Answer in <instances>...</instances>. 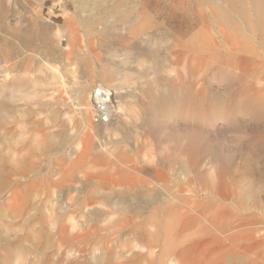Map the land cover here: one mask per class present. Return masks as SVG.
<instances>
[{
	"label": "rangeland",
	"instance_id": "rangeland-1",
	"mask_svg": "<svg viewBox=\"0 0 264 264\" xmlns=\"http://www.w3.org/2000/svg\"><path fill=\"white\" fill-rule=\"evenodd\" d=\"M174 2L0 0V264H264V0H206L187 18ZM191 72L210 95L253 94L195 116ZM95 84L111 90L109 125L92 118ZM147 117L232 158L190 169Z\"/></svg>",
	"mask_w": 264,
	"mask_h": 264
},
{
	"label": "bare ground",
	"instance_id": "bare-ground-1",
	"mask_svg": "<svg viewBox=\"0 0 264 264\" xmlns=\"http://www.w3.org/2000/svg\"><path fill=\"white\" fill-rule=\"evenodd\" d=\"M205 1L206 0H175V2L173 3V10L175 13L179 14L183 18L190 17L191 15H194V14L198 15V13L202 10V7L206 4ZM140 14H142V12H140ZM196 35H197V40H198V41H196V44L199 43L200 47H198V48H202L203 47L202 43H203L204 37H205L202 34V30H199ZM222 35H225V34L223 33ZM214 46H217V45L214 44ZM218 58L221 60V57H218ZM223 58L227 60L226 61V63H227L228 59L225 57H223ZM223 64H224V62H223ZM217 72H226L225 74H226V78L228 79V81H231L233 83H238V78L235 77L233 75V73L226 71V69H218ZM194 74L195 73L191 72L188 80L186 81L187 82L186 92L192 94V104L188 108V110H189V112H191V114H193L195 116H198L199 113H206V112H208V114L210 115L211 111L214 112L215 110H217L219 108L221 109V108L225 107L226 105L229 109H233L234 111L237 112L238 110L241 109L240 101L238 102V105L235 106V105H231L230 101L225 99V98L226 97L235 98V97H239L240 95L243 96V95H247V94H253V91L251 92L250 89L248 90L249 87H247V89H241L239 91V95L237 93L238 91L232 90L230 88L225 89L224 90L225 93H223V94L210 95L209 94V85L206 84L207 82H205L206 77H202V80L205 83L203 82V85L199 89L194 88V83H195V79L193 78ZM111 75H112L111 72L102 73L101 78L104 80H107V79L111 78ZM160 76H161V74H160ZM170 87L168 89L167 97H170L171 99H173L175 97L176 92L181 93L182 90H184V88H182V87H181L182 90L178 87H176V88H174L172 86H170ZM257 91H259V89H257ZM146 92H147V95L150 96V100L153 99L154 102H155V99H156V102H158L160 100H163V98H165V97H163L161 92H159V90H157L156 93H152V91H146ZM153 92H155V91H153ZM253 96L254 95H250L248 97H253ZM153 105H154V103H151L150 106L148 107V109L150 108L149 112L152 111ZM145 121H147L146 122V126H147L146 132L149 136H151L153 138H158L159 136H162V138H161L162 140L165 139V140H169L171 142L175 141L173 144L174 149H176L181 156L183 155L182 157H184V159L187 161V163H189L190 169L195 170L196 167L199 166L201 164V162L204 159H206L207 157L212 158L215 161L220 157V160L223 162L224 161L226 162L227 159L232 158V154H224L222 152L221 146L213 145L210 142L206 133H204V132L186 131V132H184L185 134L183 133L182 137H179V136L175 135L174 132L163 131V133H161L160 132L161 127H153L152 126V124H151L153 121L152 117H147V119ZM158 139H160V138H158ZM226 166L227 165H220V172L224 171L227 173V170H226L227 167ZM137 197L140 199V196H137ZM121 202L122 201H120V204H121ZM123 206L125 207V208H122L123 210L134 209V206H132L128 202H125L124 204H122L121 207H123ZM152 214H156V213H152ZM188 237H189V235H185L182 232H180L179 235L177 236L178 240H180V241H181L180 238L186 240V239H188ZM148 251L150 252V250H148ZM164 253H165V251H163L162 254H164Z\"/></svg>",
	"mask_w": 264,
	"mask_h": 264
},
{
	"label": "built area",
	"instance_id": "built-area-1",
	"mask_svg": "<svg viewBox=\"0 0 264 264\" xmlns=\"http://www.w3.org/2000/svg\"><path fill=\"white\" fill-rule=\"evenodd\" d=\"M92 118L99 125H109L117 117L112 93L107 87L95 84L88 97Z\"/></svg>",
	"mask_w": 264,
	"mask_h": 264
},
{
	"label": "crops",
	"instance_id": "crops-1",
	"mask_svg": "<svg viewBox=\"0 0 264 264\" xmlns=\"http://www.w3.org/2000/svg\"><path fill=\"white\" fill-rule=\"evenodd\" d=\"M224 208H226V209H225V210H226V211H225L226 213H228V212L230 211V207L227 206V207H224ZM228 210H229V211H228ZM230 213H231V212H230ZM238 220H240V218H238V216H237V217H236V221L239 222ZM224 221L226 222V224H228L229 222H231L228 218H225Z\"/></svg>",
	"mask_w": 264,
	"mask_h": 264
}]
</instances>
